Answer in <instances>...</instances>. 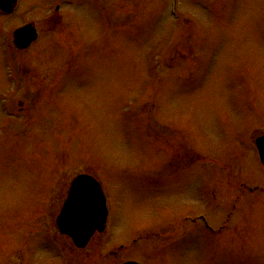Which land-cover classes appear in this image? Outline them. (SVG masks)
Wrapping results in <instances>:
<instances>
[{"label":"rangeland","instance_id":"obj_1","mask_svg":"<svg viewBox=\"0 0 264 264\" xmlns=\"http://www.w3.org/2000/svg\"><path fill=\"white\" fill-rule=\"evenodd\" d=\"M63 1L0 16V264H264V168L238 144L264 130V0H183L192 29L170 0ZM30 19L43 34L15 53ZM81 172L105 184L109 231L53 250Z\"/></svg>","mask_w":264,"mask_h":264},{"label":"water","instance_id":"obj_2","mask_svg":"<svg viewBox=\"0 0 264 264\" xmlns=\"http://www.w3.org/2000/svg\"><path fill=\"white\" fill-rule=\"evenodd\" d=\"M15 0H0V5L4 9H9L11 6H13ZM17 42L18 45L21 48L27 47L33 40L36 39L37 33L32 25L24 27L20 29V31L17 32ZM259 146H260V153L261 158L264 163V137L259 140ZM84 185H88L90 189H95L94 193V199H95V205L97 208V213L94 212V214L88 219H80L77 223H73L72 220L69 218V216H66L64 219L66 227L70 230V233L73 234V237L78 241L81 246H84V244L88 241V239L91 237L93 232L96 229L102 230L105 225L106 220V208L104 206V197L102 195V192L100 191V188L98 184L95 182V180L92 177L89 176H80L74 180V190L71 194L68 209L70 212L72 211L73 207L76 205V202H79L80 197L76 192L83 187ZM85 212H87V209H83ZM69 225V226H67ZM126 264H137L134 262H129Z\"/></svg>","mask_w":264,"mask_h":264},{"label":"flooded vegetation","instance_id":"obj_3","mask_svg":"<svg viewBox=\"0 0 264 264\" xmlns=\"http://www.w3.org/2000/svg\"><path fill=\"white\" fill-rule=\"evenodd\" d=\"M206 1H209V0H206ZM210 1H212V2H214L215 4L218 5V3H219L220 0H210Z\"/></svg>","mask_w":264,"mask_h":264}]
</instances>
